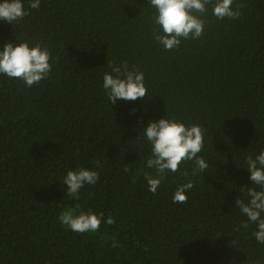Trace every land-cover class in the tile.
<instances>
[{"label":"trees","instance_id":"1","mask_svg":"<svg viewBox=\"0 0 264 264\" xmlns=\"http://www.w3.org/2000/svg\"><path fill=\"white\" fill-rule=\"evenodd\" d=\"M237 2L238 19L209 6L204 34L170 51L153 37L148 0H23L28 16L0 20V50L40 43L53 57L32 87L0 75V264H264L256 226L241 227L236 207L253 186L246 158L264 151V0ZM107 62L139 69L148 96L108 102ZM162 118L205 129L208 168L192 176L188 161L153 194L141 133ZM80 168L100 179L74 200L63 179ZM189 180L187 203H174ZM65 209L115 223L78 234L61 224Z\"/></svg>","mask_w":264,"mask_h":264},{"label":"clouds","instance_id":"2","mask_svg":"<svg viewBox=\"0 0 264 264\" xmlns=\"http://www.w3.org/2000/svg\"><path fill=\"white\" fill-rule=\"evenodd\" d=\"M148 4L155 9L152 20L158 26L153 29V37L166 51L178 49L182 40L199 39L204 34L209 6L212 15L219 20L238 19L241 9L245 7L237 0H148ZM39 7L40 0H29L30 9ZM29 14L23 0L0 2V20L7 23L13 24ZM51 60L53 57L50 51L40 43L30 47L28 42L15 45L8 42L0 50V75L22 80L28 87H32L48 78L53 67ZM108 67L111 72H105L102 85L108 102L115 104L117 100L136 101L148 96L144 74L139 69L133 67L130 70L127 62L121 65L108 63ZM141 134L151 146L146 167L154 169L155 175L143 172V176L153 194L168 172H179L180 166L188 161H194L195 164L192 176L206 172L208 164L199 155L204 148L205 129L202 126H189L175 119L162 118L158 122L150 121ZM246 164L253 186L241 188L243 196L236 199V207L247 217L240 226L247 229L250 224H254L256 230L253 235L258 243L264 244V151L255 158L248 156ZM96 166L102 167L99 161ZM129 170L127 166L124 168L125 172ZM182 175L187 177L189 174L183 172ZM99 179V173L95 170H68L63 179V184L67 186L66 196L79 200V193L85 185H95ZM193 187L191 180L179 186L173 195V202L187 203L186 192ZM79 207L77 204L76 209ZM76 209L63 210L59 220L63 226L78 234L97 232L102 222L107 225L115 223L111 215L104 221L103 213L96 214L89 210L77 215ZM118 246L113 239L112 247Z\"/></svg>","mask_w":264,"mask_h":264}]
</instances>
